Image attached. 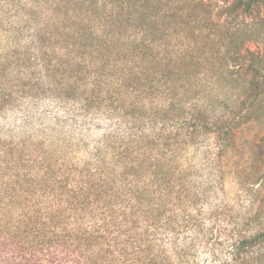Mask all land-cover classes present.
I'll return each mask as SVG.
<instances>
[{
  "label": "trees",
  "instance_id": "obj_1",
  "mask_svg": "<svg viewBox=\"0 0 264 264\" xmlns=\"http://www.w3.org/2000/svg\"><path fill=\"white\" fill-rule=\"evenodd\" d=\"M213 10L210 0H29V38L27 19L0 47V114L44 98L110 126L82 162L0 145V264H197L202 253L264 264V225L250 231L246 220L220 257L206 218L220 207L204 205L208 188L182 163L248 119L228 117L216 88L251 33ZM4 12L0 2V21Z\"/></svg>",
  "mask_w": 264,
  "mask_h": 264
},
{
  "label": "rangeland",
  "instance_id": "obj_2",
  "mask_svg": "<svg viewBox=\"0 0 264 264\" xmlns=\"http://www.w3.org/2000/svg\"><path fill=\"white\" fill-rule=\"evenodd\" d=\"M236 1L210 0L217 20L251 33V39L243 43L244 35L238 36L239 41L234 43L240 46L237 59L226 62L216 93L219 100H229L227 108L221 106L228 117L242 111L247 112L248 119H241L232 141L219 138L217 143L215 137L208 136L182 158L184 165L192 166L190 182L199 181L208 188L209 199L204 205L220 207L206 218L214 224V237L224 242L218 250L221 258L228 256L227 238L232 229L239 228L245 220L250 222V231L264 225V1L249 13L224 10ZM0 2L5 11L0 26L7 30L0 29V47L9 43L6 36L24 26L27 19L23 39H28L30 28L38 21V16L33 18L29 13V0ZM226 79L233 81L226 85ZM250 92L255 96L248 100ZM108 126L95 115H72L48 99L29 100L0 114V145L11 148L13 155H19L20 150L32 155L34 151L40 155L51 151L53 160L82 162L92 156ZM197 264L212 261L202 253Z\"/></svg>",
  "mask_w": 264,
  "mask_h": 264
}]
</instances>
